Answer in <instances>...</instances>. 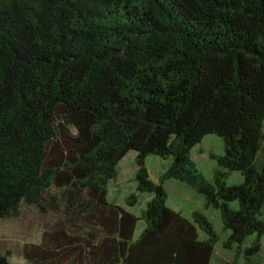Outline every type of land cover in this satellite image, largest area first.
<instances>
[{"label":"trees","instance_id":"trees-1","mask_svg":"<svg viewBox=\"0 0 264 264\" xmlns=\"http://www.w3.org/2000/svg\"><path fill=\"white\" fill-rule=\"evenodd\" d=\"M212 135L208 179L193 152ZM131 152L139 216L137 194L110 200ZM168 180L222 233L170 207ZM24 205L55 217L26 264H212L220 246L264 264V0H0V217Z\"/></svg>","mask_w":264,"mask_h":264},{"label":"rangeland","instance_id":"rangeland-1","mask_svg":"<svg viewBox=\"0 0 264 264\" xmlns=\"http://www.w3.org/2000/svg\"><path fill=\"white\" fill-rule=\"evenodd\" d=\"M224 154L223 142L215 135L206 137L196 151L193 152L194 159L200 169L208 179L213 177L217 164L213 156ZM135 152H131L121 163V169L117 181L110 185V200L114 203L125 205V199L131 194L138 195V203L134 207H127L130 212L140 215L146 208L147 203L151 200L150 194H141L137 192V184L135 175L137 168L135 165ZM149 160V170L151 179L158 183L160 175L166 169V161ZM241 176L234 174L228 181L229 184H238L241 181ZM166 190L169 193V205L176 211L183 213L186 217L191 218L194 211H205L204 201L197 192L188 185L177 181L168 180L165 184ZM209 218L214 223L218 232L222 233V222L217 211H205ZM55 217L53 215H41L36 207H22V214L19 218L3 219L0 217V252H5L8 249L13 250L10 257L11 264H26L21 248L24 244L37 243L41 240L43 229L47 224H50ZM144 222H140L135 237H139ZM262 259L264 261V240ZM230 256L224 253L221 246L218 249L217 258L212 264H228Z\"/></svg>","mask_w":264,"mask_h":264},{"label":"crops","instance_id":"crops-1","mask_svg":"<svg viewBox=\"0 0 264 264\" xmlns=\"http://www.w3.org/2000/svg\"><path fill=\"white\" fill-rule=\"evenodd\" d=\"M199 147H201V144L196 148V150H197ZM196 150H195V151H196ZM193 158H194V156H193ZM154 160L157 161L158 159H154ZM154 160H153V161H154ZM194 160H195V159H194ZM159 161H161V160H159ZM167 165H168V162H167L166 166H167Z\"/></svg>","mask_w":264,"mask_h":264}]
</instances>
